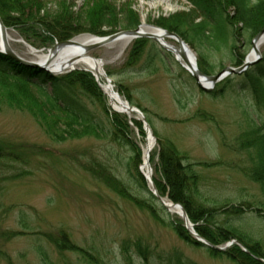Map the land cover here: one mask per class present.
Segmentation results:
<instances>
[{
	"label": "rangeland",
	"instance_id": "rangeland-1",
	"mask_svg": "<svg viewBox=\"0 0 264 264\" xmlns=\"http://www.w3.org/2000/svg\"><path fill=\"white\" fill-rule=\"evenodd\" d=\"M41 1L49 12L57 11L63 1L71 3L76 14L84 7V0ZM107 1L116 7L130 4L139 16V24L144 20L152 26H157L153 21L159 17L167 18L170 14L192 10V5L186 0ZM199 20L200 17H196L195 21ZM7 31L15 40L11 42L12 49L23 59L33 61L28 43L16 30L9 28ZM132 41L122 53L119 45L113 42L89 52L92 57L103 61L105 72L108 68L115 73L110 77L113 89L119 92L125 87L133 100L132 105L147 111L144 116L152 132L155 130L160 137L174 141L178 150L187 155L186 161H220L213 167H195L200 174V190L207 203L238 206L246 201L252 208L264 203V191L239 170V167L248 165V160L234 146L235 138L247 129L251 120L257 123L264 120V112L254 109L248 95L227 93L211 97L205 90L201 92L181 62L153 40L157 49V57L153 61L155 69L139 74L121 72L120 67ZM167 42L175 44L170 38ZM240 42L243 44L239 52L246 56L251 49V38L244 34L238 40ZM202 44L195 48L188 44L195 55L196 65L202 55L215 72L234 66L228 46L218 45L212 39ZM47 49L35 50L46 54ZM12 86L10 84L9 89ZM119 94L126 100L123 94ZM11 97L0 90V141L23 145L27 150L21 157L23 162L14 163L10 173L5 171L0 175V264H82L76 253L59 254L47 241L44 233L56 234L59 229L67 232L80 247L97 253L102 264H155L140 261L131 247L125 255L121 253L120 245L124 240L131 244L136 239L153 251L179 250L184 257L198 264H235L223 256L213 257L205 246L186 244L169 224L175 213L158 209L160 218L154 219L146 207L136 203L147 202L158 208L149 196L151 186L140 172L144 140L139 139L136 129L129 141L137 146V150L123 141H114L110 134H106L109 124L104 114L98 106L90 105L96 113L98 130L87 137L55 145L43 136L34 117L36 109L33 105L17 102ZM106 101L110 107L108 97ZM197 113L204 115V119ZM136 117L135 114L133 119ZM35 145L38 148L32 150L31 146ZM74 155L83 161L91 157L100 160L124 186L129 197L120 196L84 171L73 160ZM156 163L157 158L153 164ZM22 171H26L25 174L12 182L2 180L3 175ZM138 173L144 177L145 186L141 185ZM241 206L243 213L231 216L229 223L246 237L259 241L264 248V209L261 217L245 204Z\"/></svg>",
	"mask_w": 264,
	"mask_h": 264
},
{
	"label": "trees",
	"instance_id": "trees-1",
	"mask_svg": "<svg viewBox=\"0 0 264 264\" xmlns=\"http://www.w3.org/2000/svg\"><path fill=\"white\" fill-rule=\"evenodd\" d=\"M187 2L192 5L191 11L170 14L167 18L159 17L153 24L180 35L194 48L211 39L218 45L228 46L233 64L235 66L242 64L245 53L239 52L243 42L238 43V40L244 34L252 39L264 28V0H187ZM83 6L76 14L71 3L67 1H63L57 11L49 12L41 0H0V18L7 30L9 28L16 30L22 40L35 49H47L56 41L72 39L84 32L104 36L115 33L117 28L135 29L139 24L138 14L128 3L116 7L107 0H84ZM196 17H200L197 22ZM128 47L125 61L120 67L121 72L139 74L149 73L155 69L153 61L157 57V49L152 39L136 38ZM260 52L261 58L255 64L250 65L242 73L230 74L218 82L214 90L206 92L211 97L224 96L227 93L248 95L254 109L264 112V46L260 47ZM197 65L205 74L215 73L214 67L202 55ZM106 73L110 77L115 75L108 68ZM10 84L13 86L9 89ZM0 90L12 96L11 98L17 102L33 105L36 109L34 117L43 136L55 145L87 137L89 133L98 130L96 113L90 109V105L98 106V110L104 114L109 124L106 134H110L114 141H123L137 150V146L129 141L134 129L137 130L140 140L145 138L142 121L133 118L128 120L125 114L113 111L97 81L87 70L74 69L62 75H55L44 69L25 66L0 53ZM119 92L133 104L125 87L119 89ZM137 107L143 113L147 112L144 108L138 105ZM197 114L204 119V115ZM153 132L157 143L150 152L149 163L153 166L152 182L157 194L182 205L196 233L209 243L221 246L231 239H237L249 251L246 253L236 244L221 252L207 247L213 257L223 256L235 264H263L255 258L256 256L264 259L263 245L256 239L240 233L229 223V219L234 214L241 215L244 211L241 205L244 204L250 211L253 210L262 217L264 203L258 200L259 206L253 208L250 202L246 201L238 206L231 203L219 206L207 203L208 200L200 190V174L195 167L196 165L213 167L220 161L188 162L187 155L178 150L174 141L160 137L155 130ZM235 139V149L243 152L248 160V165L239 167V170L264 191V120L258 123L251 120L247 129L240 132ZM34 148L37 149L38 146H31L32 150ZM26 150L23 145L0 141V175L5 171L10 173L14 163L23 162L24 159L21 157ZM137 154L139 155L138 151ZM78 157L74 155L72 158L84 171L115 190L120 196L129 197L124 186H121L100 160L91 157L90 160L83 161ZM155 158L157 163L153 164ZM25 172H14L10 175L7 173V176H2V180L12 182L17 177H22ZM138 175L141 185L145 186L144 177L139 173ZM148 192L158 208L147 202L136 203L142 208L146 207L154 219H159L158 209L164 212L166 208L160 204L156 196ZM169 224L186 244L204 246L190 235L183 226L182 218L177 214L173 215ZM15 235L13 232V236ZM44 235L59 254L74 252L82 264H102L97 253L80 247L64 230L59 229L56 234ZM130 247L143 263L152 261L155 264H198L184 257L179 250L153 251L138 239L131 244L124 240L120 245L121 253L125 255Z\"/></svg>",
	"mask_w": 264,
	"mask_h": 264
},
{
	"label": "water",
	"instance_id": "water-1",
	"mask_svg": "<svg viewBox=\"0 0 264 264\" xmlns=\"http://www.w3.org/2000/svg\"><path fill=\"white\" fill-rule=\"evenodd\" d=\"M153 27L155 29L159 30L160 33L155 34V33H151V32H145L141 29V24H139L135 29H125V30L117 31L113 34L105 35L104 37L93 36V38H95L94 42L89 44V45L84 46V49H85L84 51L89 53L90 51L94 50V48H96V47H100V46H103L105 44L114 42L120 36H125V37L127 36V37H129L130 41L135 40L136 38H146V39L150 38V39L156 41L157 43H159V45L162 46V48H164L166 51H168V52L170 51L175 56L177 61H179V58L181 57L185 63L184 68L186 69V71L189 73L190 76H193V78L196 81L197 86L200 87L201 89L206 90V91L213 90L215 83L221 81L227 75L234 74V73L238 74V73L244 72L246 68H248L250 65L255 64V62L261 58V52H260V43L261 42H260V39L264 34V28L262 30H260V32H258L257 34L254 35L253 39L251 40V49L249 50V53L245 56L241 65L234 66V67L226 66L221 71H218L217 73H213V75L205 74L204 72L200 71V69L196 65L195 55L192 53L188 44H186L184 42V40L178 34L172 32L170 30H166V29L159 27V26H157V27L153 26ZM0 36H1L0 53H3L5 55H7L8 57H11L16 62H19L25 66H29V67L32 66V67H37L39 69L46 70L43 66H40L37 62L31 61V60L27 61L13 51V49L11 48L9 43L7 42V29L4 26L1 18H0ZM165 37H167L168 39L169 38L172 39L176 43L177 46L164 42ZM72 41H73V39L72 40H62V42H55L51 46V48L47 49V51H48V53H52L57 47H60L62 45L71 44ZM30 48L33 49L31 46H30ZM184 52H188V53H190V55L193 56V59H194L193 63H191V64L188 63L186 55H184ZM89 57L93 60H99L96 57L95 58L92 56H89ZM74 69L75 68L72 67L68 71H73ZM83 70H86V69H83ZM103 75H104V80H106V82L112 87L113 86L111 83L112 80L107 76V74L105 73L104 70H103ZM95 80H96V77H95ZM99 87H100V84H99ZM116 95H119V93L116 92ZM126 103L128 104L126 107L128 109H130L131 111H133L136 115H138L139 119L143 122V129H144V132L146 133V137L148 136V134H150L153 141H155V137L153 135V132H151L150 126H149L148 122L145 120L143 113L141 111H139L135 106L131 105L128 101H126ZM114 111L124 113L123 111H120V110H118V111L114 110ZM147 180L149 181V184L151 185L150 191H151L152 195L157 197V199L159 200V202L161 203V205L164 208H166L169 212H170L169 206H172L175 209L176 208L178 209V211H176V213L179 216H181V218L183 220V226L187 229V231L191 234L192 237H194V239L198 243L200 242L205 247H209V248L211 247V248H214L215 250L220 251V252L231 247V244H236L242 250H244L246 253H249L247 248L244 245H242L236 239H232L230 242H227L226 244H224L222 246H216V245L209 243L206 239H204L202 236H200L196 233L194 226L189 221L188 216H186V213L184 211L183 206L177 202L173 203L171 201H169V206H167V204L164 202L165 199H163L160 195L157 194L156 187H155V185H153L151 177L147 178ZM255 258L264 264V259L256 257V256H255Z\"/></svg>",
	"mask_w": 264,
	"mask_h": 264
},
{
	"label": "bare ground",
	"instance_id": "bare-ground-1",
	"mask_svg": "<svg viewBox=\"0 0 264 264\" xmlns=\"http://www.w3.org/2000/svg\"><path fill=\"white\" fill-rule=\"evenodd\" d=\"M141 29L145 32H151L155 34L160 33L159 30L155 29L152 25L146 24L144 20L141 22ZM72 39L73 41L71 44L57 47L52 53L47 52L46 54H39L31 48H28V51L29 54L33 56L32 60L34 62H37L40 66H43L48 72L51 73H63L65 70H69L72 67L89 70L99 81L102 91H104L105 95L108 97L110 107L113 110L123 111L126 113L127 117L131 119L135 113L126 107L128 105L126 101H124L120 95H116L115 90L107 82H103V61L99 58V60L91 59L89 57V53L84 51V46L93 43L95 38H93L91 35L83 34ZM12 41L15 40L13 39L11 32L7 31V42L10 46ZM165 41H167V37L164 38V42ZM129 42V37L120 36L112 44L117 43L120 47V53H122ZM260 42V45L264 44V34L261 37ZM15 53L17 54V52ZM184 55H186L188 63H193L194 59L190 53L184 52ZM179 62L185 66V63L181 57L179 58ZM154 144L155 142H153L150 134H148V136L142 142L143 155L139 168L142 175H145L146 178L152 177L153 175L152 166L149 164V157ZM164 202L167 204V206H169V200L165 199ZM169 210L170 213H176V211H178L177 208L175 209L172 206H169Z\"/></svg>",
	"mask_w": 264,
	"mask_h": 264
}]
</instances>
